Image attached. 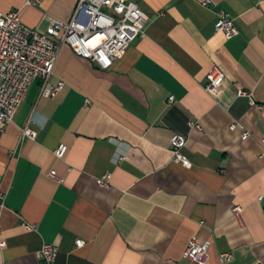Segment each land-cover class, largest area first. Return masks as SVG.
<instances>
[{"label":"crops","instance_id":"1","mask_svg":"<svg viewBox=\"0 0 264 264\" xmlns=\"http://www.w3.org/2000/svg\"><path fill=\"white\" fill-rule=\"evenodd\" d=\"M130 1L148 23L125 55L104 70L62 46L50 81L63 90L43 98L36 80L0 133V264H40L44 244L55 264H189L194 236L209 243L205 264H264V0ZM25 2L0 0V12L19 9L42 32L46 16L68 22L77 4ZM220 10L236 37L216 32ZM213 66L225 79L210 94ZM174 134L189 167L173 160Z\"/></svg>","mask_w":264,"mask_h":264},{"label":"built area","instance_id":"2","mask_svg":"<svg viewBox=\"0 0 264 264\" xmlns=\"http://www.w3.org/2000/svg\"><path fill=\"white\" fill-rule=\"evenodd\" d=\"M40 0H26L25 5L37 6ZM209 1L202 2L208 6ZM49 24L45 31H39L25 26L20 19V10L7 13L0 12V133L13 121L14 115L23 101L28 87L36 80L41 81L40 96L53 98L64 88V81L52 84L50 79L54 73L59 57V50L67 46L72 53L82 59L97 64L101 69H109L112 64L121 59L130 45L142 36L147 27L148 18L140 6L130 0H77L71 19L62 22L46 16ZM216 32L222 33L226 39H232L239 34L237 27L229 14L223 10L217 12ZM205 89L213 94L225 79V74L218 66H213L206 75ZM238 96H251L244 90H238ZM169 98V104L173 101ZM191 127L201 130L200 125L190 122ZM237 124H232L230 130H235ZM24 136L34 139L36 133L29 127L24 128ZM249 137L248 132L242 134L243 139ZM186 137L174 134L171 138L173 160L184 166L191 165L189 159L182 153ZM264 156V138L261 140ZM68 147L60 144L55 155L63 158ZM50 177L61 183L55 170ZM110 175L97 179L102 187L109 185ZM5 195L0 192V214L4 206ZM241 208H233L235 217H239ZM27 228H34L24 224ZM77 247L84 245L83 240H76ZM209 243L199 242L192 237L184 251V257L189 264H205ZM58 255L56 246L44 244L38 252L40 264H55ZM232 259L231 253L220 255L221 262Z\"/></svg>","mask_w":264,"mask_h":264},{"label":"water","instance_id":"3","mask_svg":"<svg viewBox=\"0 0 264 264\" xmlns=\"http://www.w3.org/2000/svg\"><path fill=\"white\" fill-rule=\"evenodd\" d=\"M263 208H264V202H263Z\"/></svg>","mask_w":264,"mask_h":264}]
</instances>
